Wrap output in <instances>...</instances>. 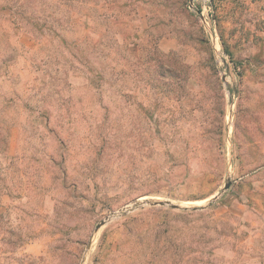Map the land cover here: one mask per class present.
Instances as JSON below:
<instances>
[{
	"label": "rangeland",
	"instance_id": "obj_1",
	"mask_svg": "<svg viewBox=\"0 0 264 264\" xmlns=\"http://www.w3.org/2000/svg\"><path fill=\"white\" fill-rule=\"evenodd\" d=\"M0 264H264V0H0Z\"/></svg>",
	"mask_w": 264,
	"mask_h": 264
},
{
	"label": "water",
	"instance_id": "obj_2",
	"mask_svg": "<svg viewBox=\"0 0 264 264\" xmlns=\"http://www.w3.org/2000/svg\"><path fill=\"white\" fill-rule=\"evenodd\" d=\"M191 1H192V0H191ZM231 183H232L231 180H229V181L225 184V187H224L223 191L228 190V189L230 188V186H231ZM216 198H217V197H216ZM216 198H215V199H216ZM144 205H154V206L161 205V206H170V207H172V208H174V209H193V210H197V209L200 208V207H198V206H195V207H182L181 205L173 204V203H171L170 201H144V202H137V203L134 204V206H135L136 208H138V207H142V206H144ZM101 225H103V223L100 224V225H98L97 230L101 227Z\"/></svg>",
	"mask_w": 264,
	"mask_h": 264
}]
</instances>
